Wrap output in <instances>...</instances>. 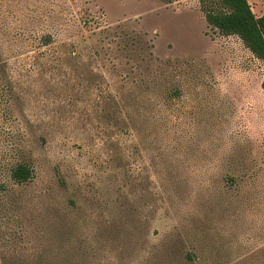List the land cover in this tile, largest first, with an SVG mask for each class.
Instances as JSON below:
<instances>
[{
  "label": "rangeland",
  "instance_id": "rangeland-1",
  "mask_svg": "<svg viewBox=\"0 0 264 264\" xmlns=\"http://www.w3.org/2000/svg\"><path fill=\"white\" fill-rule=\"evenodd\" d=\"M0 264H264V60L199 0H0Z\"/></svg>",
  "mask_w": 264,
  "mask_h": 264
},
{
  "label": "trees",
  "instance_id": "trees-1",
  "mask_svg": "<svg viewBox=\"0 0 264 264\" xmlns=\"http://www.w3.org/2000/svg\"><path fill=\"white\" fill-rule=\"evenodd\" d=\"M199 6L212 29L223 36L238 37L256 59L264 60V16L256 17L247 0H199ZM33 175V168L25 162L9 170V179L15 185L28 183Z\"/></svg>",
  "mask_w": 264,
  "mask_h": 264
}]
</instances>
